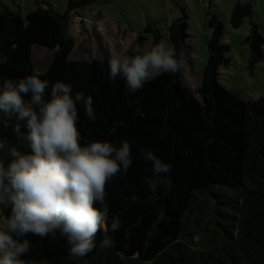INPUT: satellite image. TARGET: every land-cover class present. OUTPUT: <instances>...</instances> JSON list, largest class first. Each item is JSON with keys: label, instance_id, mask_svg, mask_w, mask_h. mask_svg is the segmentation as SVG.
<instances>
[{"label": "trees", "instance_id": "16d2710c", "mask_svg": "<svg viewBox=\"0 0 264 264\" xmlns=\"http://www.w3.org/2000/svg\"><path fill=\"white\" fill-rule=\"evenodd\" d=\"M92 1L0 11V264H264V96L218 80L221 21L209 20L195 91L184 12L168 25L165 67L134 83L155 57V24L148 53L139 33L120 64L69 58L70 12ZM250 11L235 3L231 25ZM245 40L253 66L264 40L255 28ZM33 44L53 51L42 73Z\"/></svg>", "mask_w": 264, "mask_h": 264}, {"label": "rangeland", "instance_id": "374dc122", "mask_svg": "<svg viewBox=\"0 0 264 264\" xmlns=\"http://www.w3.org/2000/svg\"><path fill=\"white\" fill-rule=\"evenodd\" d=\"M67 1L1 0L0 11L4 3L10 9L17 10L22 2V8L23 5H27L29 7L27 9H34L39 4L64 13ZM237 2L250 3L251 11L243 16L239 26L233 27L230 14ZM82 9L99 19L97 29L106 32L107 39L104 43L101 36L96 33V25H93L91 37L81 40V35L87 34L86 29L83 24L79 31L73 28L71 23L73 16L70 12L67 30L75 41L69 53L70 59L107 58L120 64L123 51L139 33L147 37L145 52L148 53L153 31H146V27L149 24H155L160 34L155 57L152 59L145 56L135 65L131 72L134 83L150 77L165 67L170 49L168 25L184 12L187 16L186 42L190 46L192 60L189 65L185 64L182 67L183 80L194 91L200 83L208 59V41L213 31L209 20L212 15H216L223 26L219 42L227 46L224 56L228 59L227 62L218 66V80L246 100L264 96V42L262 43L263 57L251 66L250 41L245 40L252 28H255L264 40V0H94L79 8L77 14L87 13ZM52 55L53 51L50 48L33 44L31 59L34 71L42 73ZM91 209L95 210L96 216L103 217L102 206L94 204ZM6 221L4 213L0 210V253H2L0 259L3 261L7 257L2 250L3 230L8 225ZM196 238L197 235L194 236V239Z\"/></svg>", "mask_w": 264, "mask_h": 264}, {"label": "crops", "instance_id": "0c3cea01", "mask_svg": "<svg viewBox=\"0 0 264 264\" xmlns=\"http://www.w3.org/2000/svg\"><path fill=\"white\" fill-rule=\"evenodd\" d=\"M20 4H21V7H20V5L18 6V9L17 10H19V11H21V12H27V11H30V10H32V9H27V8H29L27 5L25 6V5H23V8H22V2H20ZM4 7H7L6 5H5V3H4ZM8 8H10V7H8ZM83 11H85V12H87V15H88V17L90 18V21L89 22H76V21H74L73 19H72V26H73V28H75V30L76 31H79V29H81V25L83 24L84 25V27H85V29H86V32H87V34H83V35H81V40H86V39H88V38H90L91 37V34H92V31H91V28L93 27V25L95 26L96 25V29L98 28V26H97V22H98V18H96L95 16H93L92 15V13H89V11H87V10H85V9H82ZM72 16H73V14H72ZM73 18V17H72ZM85 23H87V24H85ZM90 23V24H89ZM96 31V30H95ZM67 32L69 33V31L67 30ZM96 33H98L100 36H101V39H102V41L105 43V41H106V39H107V34L105 35V33L106 32H103L102 30H100V29H97V31H96ZM72 37V36H71ZM73 38V37H72ZM80 41V40H79ZM74 44H75V41H74ZM49 61H50V59H49ZM49 61H48V63H49ZM117 63V62H116ZM48 65V64H47ZM46 68V67H45Z\"/></svg>", "mask_w": 264, "mask_h": 264}, {"label": "built area", "instance_id": "2783aa9c", "mask_svg": "<svg viewBox=\"0 0 264 264\" xmlns=\"http://www.w3.org/2000/svg\"><path fill=\"white\" fill-rule=\"evenodd\" d=\"M73 14V20L76 22H89L90 18L88 17L87 13L82 14H77V12L72 11Z\"/></svg>", "mask_w": 264, "mask_h": 264}]
</instances>
